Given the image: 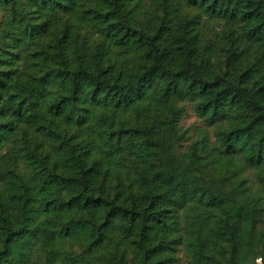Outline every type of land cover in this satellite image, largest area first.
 Here are the masks:
<instances>
[{"label": "trees", "instance_id": "obj_1", "mask_svg": "<svg viewBox=\"0 0 264 264\" xmlns=\"http://www.w3.org/2000/svg\"><path fill=\"white\" fill-rule=\"evenodd\" d=\"M257 257L264 0H0V264Z\"/></svg>", "mask_w": 264, "mask_h": 264}, {"label": "rangeland", "instance_id": "obj_2", "mask_svg": "<svg viewBox=\"0 0 264 264\" xmlns=\"http://www.w3.org/2000/svg\"><path fill=\"white\" fill-rule=\"evenodd\" d=\"M194 120H196L195 116L193 114H188L184 120V123H192L194 122Z\"/></svg>", "mask_w": 264, "mask_h": 264}, {"label": "built area", "instance_id": "obj_3", "mask_svg": "<svg viewBox=\"0 0 264 264\" xmlns=\"http://www.w3.org/2000/svg\"><path fill=\"white\" fill-rule=\"evenodd\" d=\"M246 264H264L262 257H257L254 261L248 262Z\"/></svg>", "mask_w": 264, "mask_h": 264}]
</instances>
